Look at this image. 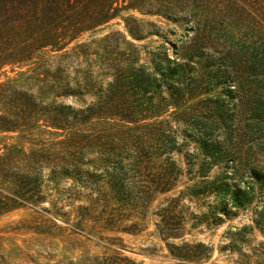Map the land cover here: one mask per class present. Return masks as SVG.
<instances>
[{"label": "rangeland", "instance_id": "374dc122", "mask_svg": "<svg viewBox=\"0 0 264 264\" xmlns=\"http://www.w3.org/2000/svg\"><path fill=\"white\" fill-rule=\"evenodd\" d=\"M115 6L0 68L35 106L2 118L0 99V264H264V0Z\"/></svg>", "mask_w": 264, "mask_h": 264}, {"label": "trees", "instance_id": "16d2710c", "mask_svg": "<svg viewBox=\"0 0 264 264\" xmlns=\"http://www.w3.org/2000/svg\"><path fill=\"white\" fill-rule=\"evenodd\" d=\"M119 1L123 0H0V68L24 64L33 59L43 60L49 53L62 50L81 33L93 31L118 17L123 10V7L115 6ZM126 27L131 36L138 37L128 25ZM130 76L132 87L148 90V80L142 74L131 73ZM123 86L118 79L110 82L109 97L113 99ZM0 99L4 104L2 118L9 115L24 118L35 109L33 96L21 89H5L1 91ZM11 105L16 106L14 111ZM128 109L135 112L137 107L124 106L120 102L111 106L113 112L123 113ZM6 128L11 130V127ZM208 146L201 144L210 160L217 163L221 155L216 149H208ZM211 183L215 184V180ZM217 190L222 194L230 192L226 183L218 185ZM232 199L237 203L238 194L233 193ZM165 209L168 211V206ZM163 224L169 231V221L164 217Z\"/></svg>", "mask_w": 264, "mask_h": 264}]
</instances>
